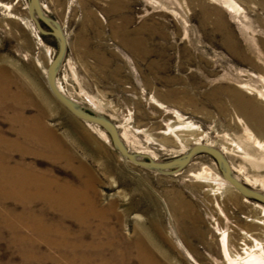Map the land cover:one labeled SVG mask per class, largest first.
Listing matches in <instances>:
<instances>
[{
  "label": "rangeland",
  "instance_id": "374dc122",
  "mask_svg": "<svg viewBox=\"0 0 264 264\" xmlns=\"http://www.w3.org/2000/svg\"><path fill=\"white\" fill-rule=\"evenodd\" d=\"M42 2L67 34L68 49L57 76L60 85L85 109L117 124L132 152H147L159 160L183 154L181 145L169 140L175 134L166 133L182 120L191 121L218 146L227 135L242 139L246 153H230L228 159L242 179L251 176L259 188L264 185V152L245 137L248 124L264 140V107L256 117L252 107L244 104L251 111L248 117L233 100L234 92L245 99L260 97L253 88L264 93V62L259 57L264 40L261 0H236L237 8L223 0ZM28 3L0 0V72L12 79L2 84L17 97L7 109L0 102V133L9 140L7 144L18 143L13 150L7 144L0 146V164L10 163L12 153V165L54 176L75 189L90 183L86 195L92 198L93 191L97 193V205L107 210V226L127 240L143 235L163 261L167 260L164 252H169L174 261L192 264L184 243L201 264H222L217 222L234 224L259 213L254 204L264 203L250 198L247 202L238 190L230 191L236 202L213 195L211 186L197 177L205 167L221 174L207 153L197 154L185 169L172 174L124 159L108 133V138L101 136L50 91L46 69L58 52V41L41 34L35 23L34 31L23 22L29 17ZM245 56L261 67L245 61ZM18 115L22 122L12 118ZM37 120L68 146L75 156L73 165L37 153L44 148L20 135V129ZM26 203L33 205L37 217L42 205L34 198ZM5 208L0 202L7 215ZM24 211L18 208L16 215ZM14 215L9 214L15 219ZM68 225L71 233H78L74 220L68 219ZM21 227L37 244V231L24 223ZM202 232L205 241L199 237ZM14 236L0 228V264H37V257L28 258L22 250H35L34 242L20 244Z\"/></svg>",
  "mask_w": 264,
  "mask_h": 264
},
{
  "label": "bare ground",
  "instance_id": "6f19581e",
  "mask_svg": "<svg viewBox=\"0 0 264 264\" xmlns=\"http://www.w3.org/2000/svg\"><path fill=\"white\" fill-rule=\"evenodd\" d=\"M223 1L231 8H237L236 0ZM260 4L264 9V0H261ZM206 7L207 4L203 3V8L205 9ZM45 10L48 12L46 8ZM205 14H208L207 9H205ZM29 17L23 22L35 31V22ZM260 46L259 57L261 62H264V40L260 41ZM244 60L257 68L261 67L250 56H245ZM46 72L48 73V68ZM262 72L261 77L264 81V67L262 68ZM2 74L0 72V102L5 103V108L7 109L13 106L12 103H15L17 97L11 94V88L8 85L2 84L4 81H12V79L7 74ZM57 86L65 93L58 79ZM252 90L258 93L261 100L259 98L245 99L243 95L241 96L240 92H234L233 100L235 103H238V109L248 117H251V111L246 109L247 105L252 107L253 115L259 117L262 114L261 112H263L264 93L254 88ZM71 98L74 99L73 97ZM244 104L247 105L245 106ZM178 115L179 117L181 116L179 113ZM19 116L21 117V115H18L12 118L17 122H22V118L19 119ZM27 124L29 125L28 127L19 130L20 135L29 139L32 145L44 148V150L37 153L54 160H62L68 164H74L75 156L68 149V146L64 145L61 142L62 140L60 139V141L54 133H51L52 131L46 128L42 122L37 120V123L35 121L33 124L31 122ZM88 124L93 126L101 136L108 138L107 132L102 127L90 122ZM255 124L258 125L259 122L255 120ZM117 127L119 128L118 125ZM245 127L246 139L253 141L264 152V140H261L260 136L257 137L248 124ZM169 128L168 133H165H174L175 137L174 139L167 138V140L169 139L174 144H180L182 151L187 152V150L197 144H207L219 149L227 159L230 153L235 152L239 154L240 152H245L242 139L228 137L227 135L225 136L226 139L218 146L217 141H212L208 138V133L203 128L191 121L182 120L179 124H175V126ZM121 136L125 141L122 133ZM7 141L9 140L5 139L0 133V146L6 145ZM125 144L127 145L126 141ZM6 146H9L13 150V148L15 149L18 146V143L12 141ZM23 152L26 153L28 151ZM31 152H34V150ZM135 153L159 160L147 152L139 151ZM8 160H10V163L7 164V161L6 165L0 164V202L6 204L5 212H7V215H5L0 210V228L12 231L15 234L14 240H18L20 244L28 242L31 244L34 242L33 244L35 245L32 248L35 250L29 248L22 250H25L23 252L24 256L28 258L37 257V264H187L183 261L181 263L174 261L169 252H164L167 260L163 261L157 257L153 248L147 242V238L145 239L143 235L139 234L134 239L127 240L116 228L110 225L107 226L106 219H104L107 210L99 208L97 205V193L93 191L94 193L92 194L94 196L92 198H89L88 194L86 195L89 192L90 183L87 182V187L75 189L67 183L59 182L54 176L51 177L39 171L34 172L30 168L23 167V165H12L14 162L12 153ZM229 162L233 173L238 179L253 189L264 192V185H261L259 188L258 181L251 176H244L243 180L241 171L237 170L230 160ZM198 176L202 181L211 186L209 190L213 195H219L221 198L226 197L230 202L238 201L230 195L231 190H236L235 187L222 174L214 175L211 168L205 167L202 172L198 173ZM30 198H34L37 205H42V209L39 212L37 209V217L33 216V205L26 203ZM244 200L251 202L247 197H244ZM254 206L260 208V212L254 215H246V219H240L234 224L229 223L225 226H222L221 222H217V232L220 235L219 253L223 260L220 263L264 264V205L255 203ZM18 208H22L23 211L25 210L23 215H16ZM10 213L15 214L16 218H10ZM96 218H99L97 224L94 221ZM68 219L74 220L79 225L77 234L71 233ZM19 222L29 225V227L37 231V244L36 241L29 239L22 233V227ZM199 237L204 241L206 240L204 232ZM207 243L211 245V241L208 240ZM181 245L192 264H201L187 245L184 243H181Z\"/></svg>",
  "mask_w": 264,
  "mask_h": 264
},
{
  "label": "water",
  "instance_id": "95a60500",
  "mask_svg": "<svg viewBox=\"0 0 264 264\" xmlns=\"http://www.w3.org/2000/svg\"><path fill=\"white\" fill-rule=\"evenodd\" d=\"M28 12L30 18L35 22L39 32L43 35H52L58 41V52L48 67L47 83L54 97L68 109L70 113L83 121L94 123L102 127L110 136L115 150L127 161L148 170L165 174L177 173L185 169L194 156L199 153H207L212 156L223 177L235 187L243 196L264 203V192L253 189L238 179L231 168V164L226 156L217 148L207 144H197L192 146L187 152L176 156L155 160L147 155L131 152L121 136L117 125L106 115L89 111L84 108L79 101L72 99L62 92L57 86V76L59 69L65 59L68 40L67 34L62 24L49 15L43 6L42 0H29Z\"/></svg>",
  "mask_w": 264,
  "mask_h": 264
}]
</instances>
